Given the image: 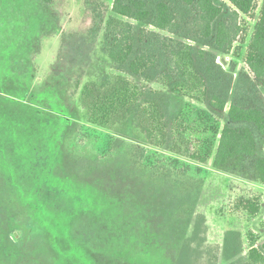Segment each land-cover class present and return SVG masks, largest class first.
Listing matches in <instances>:
<instances>
[{
    "label": "rangeland",
    "instance_id": "374dc122",
    "mask_svg": "<svg viewBox=\"0 0 264 264\" xmlns=\"http://www.w3.org/2000/svg\"><path fill=\"white\" fill-rule=\"evenodd\" d=\"M97 1L109 8L112 2ZM263 4L257 0L253 18L242 17L228 52L216 51L210 40L156 32L211 53L222 71L205 73L208 89L226 96L222 112L149 84L167 95L168 122L179 117L185 133L204 143L200 152L208 160L200 163L170 153L171 140L162 148L149 145L132 116L110 129L86 122L71 96L73 82L114 71L102 53L103 30L96 37L90 32L92 11L96 26L101 20L95 0H0V264H238L248 235L260 247L264 207L253 219L234 206L239 198L264 203V184L248 161L215 169L212 160L229 105L264 111V84L243 63ZM37 48V73L29 81L24 66ZM254 135L264 157V137ZM141 162L164 180L137 172ZM234 231L242 242L237 257L224 239Z\"/></svg>",
    "mask_w": 264,
    "mask_h": 264
},
{
    "label": "trees",
    "instance_id": "16d2710c",
    "mask_svg": "<svg viewBox=\"0 0 264 264\" xmlns=\"http://www.w3.org/2000/svg\"><path fill=\"white\" fill-rule=\"evenodd\" d=\"M225 1L227 6H220L216 0H112L109 8L95 0L102 13L95 12L101 20L96 26L92 11L93 27L90 32L96 37L103 30L102 53L113 65L114 71L95 81L81 83V78H76L73 82L71 96L78 100L86 122L100 129H110L132 116L134 126L152 147L168 146L171 140L170 153L205 163L208 154L202 156L200 152L204 143L185 133L179 117H175L172 123L168 122V97L164 91L156 90L149 84L153 83L171 95L195 102L207 101L213 110H225V94L210 91L206 82L205 73H222L215 64L214 56L156 33L165 32L192 42L210 40L213 49L228 52L242 31V17L253 18L257 0ZM192 29L194 34L191 35ZM33 44L37 45V42ZM36 51L24 66L29 81L37 73L32 61L38 48ZM57 60L58 56L52 68ZM243 63L253 78L264 84V4L249 36ZM227 120L228 123L219 132L213 168H227L238 160L248 161L257 181L263 185L264 157L257 155L254 131L259 137H264V111L250 103H233L227 109ZM118 147L115 143L111 149ZM145 152L140 149V156ZM172 162L177 164L178 160ZM138 166L140 168L136 171L142 169L141 175L147 173L158 183L164 180L153 170L147 172L142 162ZM161 197L162 193L157 198ZM262 207L264 203L260 197L239 198L234 206L236 212L245 213L253 219L260 215ZM147 214L153 222L156 215H151L153 212ZM186 214L192 217V206ZM199 217L202 218L200 223L204 224V217ZM261 227L264 229V215ZM224 236L225 246L230 240L234 248L231 256H239L242 253L240 235L234 231L226 232ZM247 240H250L249 248L238 264H264V242L256 247L251 236L248 235Z\"/></svg>",
    "mask_w": 264,
    "mask_h": 264
}]
</instances>
